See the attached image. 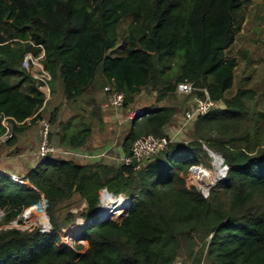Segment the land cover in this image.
Segmentation results:
<instances>
[{"label":"trees","instance_id":"1","mask_svg":"<svg viewBox=\"0 0 264 264\" xmlns=\"http://www.w3.org/2000/svg\"><path fill=\"white\" fill-rule=\"evenodd\" d=\"M247 3L0 0V119L6 116L12 131L0 143V264H174L180 254L195 264H264V81L229 94L238 63L226 55ZM41 51L51 97L59 86L66 107L44 117L57 148L87 152L114 137L98 98L107 84L124 95L121 108H132L141 91L154 97L144 107L148 115L123 124L116 154H130L143 135H165L192 96L214 105L189 122L185 139L139 169L50 153L16 171L1 149L16 147L50 102L23 65L26 53ZM180 82L193 87L182 98ZM5 129L0 122V135ZM207 149L220 152L228 169L204 195L186 177ZM103 188L128 197L122 220L95 215ZM76 199L85 203L79 215L91 221L74 239L77 215L66 206ZM30 206L48 214L47 231L10 226Z\"/></svg>","mask_w":264,"mask_h":264},{"label":"rangeland","instance_id":"2","mask_svg":"<svg viewBox=\"0 0 264 264\" xmlns=\"http://www.w3.org/2000/svg\"><path fill=\"white\" fill-rule=\"evenodd\" d=\"M126 22V23H125ZM128 21H124L122 26H127ZM226 55L228 57H236L237 58V67L235 68V79H234V85L232 89L230 90L229 94L235 93V91L239 88H249L253 85L264 81V0H248V3L245 7V19L241 26L240 31L236 34L235 40L233 44L227 49ZM34 56V55H33ZM35 57V62H31L30 60H25L23 57V65L28 69L30 74L41 82L38 83L39 89L44 93L45 100L44 104L47 100L50 102L48 105L44 107L42 110V118L38 119L35 123H32L23 133H20L18 135L17 140V146H5L3 145L1 149V156L6 158V162L10 163V166L14 168L16 171L23 172L25 170L24 168H29L33 165L37 160L35 152L39 146L40 139H41V127L39 121L42 119H45L49 112L54 109L56 105L62 106L63 110L66 112V107L61 103V93L59 91V86L57 88L56 96L51 97L50 94V88L48 85V81L44 83L43 80H46V78L42 77V80L39 78L43 74L41 70V66L44 69V66L42 64L43 60V51L39 53L38 56ZM41 66H40V65ZM44 71H46L44 69ZM47 72V71H46ZM48 73V72H47ZM98 98L105 103L106 102V96L103 89H101L98 94ZM188 94H182L178 93V96L180 98L186 96ZM154 97L149 96L146 94L145 91H141L139 95L137 96L134 105L130 107H142L144 108L146 105H148L151 101H153ZM193 104V96L189 98V100L186 102V104L183 105V110L179 111L178 115L176 116L175 120L170 124L166 129V134L176 133L175 137L178 140L185 139L186 129L189 123L186 122V111L190 106ZM259 107L264 108V104H260ZM128 108H107L106 111L109 115L111 126H113L115 135L113 138L108 139V141L103 145L98 144H92L90 145L89 151L87 152H98L106 148H110L113 146L114 148L111 149L112 154H116V151L119 149L120 143H121V131L123 128V124L127 123V121L124 119L126 110ZM45 117V118H44ZM60 118H64V112L63 114L59 115ZM66 118V117H65ZM102 134V133H100ZM99 134V136H100ZM54 145H57V140L53 138L51 140ZM118 147V148H117ZM19 149L20 153H17L16 150ZM109 149V150H110ZM31 152L33 155H28L26 153ZM99 159V158H98ZM92 160V159H91ZM90 160V161H91ZM196 167H199L198 170L204 169L209 172H211V175H213L214 172V165L212 162L211 156H209L204 160H201ZM222 168L225 167L224 162L221 164ZM194 172V171H193ZM190 171L186 177V185H194L198 189L202 191L204 195H206L208 192V188L204 189L196 179V173H193ZM222 177V175H221ZM220 177V178H221ZM219 179V178H218ZM216 179L214 182L210 183L211 187H213L217 182L219 181ZM210 187V188H211ZM209 188V190H210ZM122 195V194H118ZM124 196V195H123ZM125 197V196H124ZM101 192L99 197V205L96 208V213H98L99 209L102 206L101 203ZM73 203V204H72ZM72 203L68 204L66 206V209H70V211L74 212L77 217L75 220V223L71 225L72 233H75L79 226L84 224V221H87L89 217H81L79 214L84 211L85 209V203L82 202L79 199H76L72 201ZM36 207V206H35ZM32 206L26 208L20 215V221L17 219L12 221L10 223V226H19L20 228H31V227H39L41 230L45 231L44 229H49V227H46V223L40 224L38 221V217H27L26 211L31 209ZM39 210L42 213H45L48 217L49 224H50V218L48 214L45 212V210L40 209L39 207L35 208ZM126 215V209L122 211L120 215L113 216L114 218H109L113 220H122ZM75 231V232H74ZM75 236L73 235V238ZM69 238V237H68ZM196 250V249H195ZM187 257L185 254H180L177 258L174 264H195L189 259H186Z\"/></svg>","mask_w":264,"mask_h":264},{"label":"built area","instance_id":"3","mask_svg":"<svg viewBox=\"0 0 264 264\" xmlns=\"http://www.w3.org/2000/svg\"><path fill=\"white\" fill-rule=\"evenodd\" d=\"M43 57H44V51H43ZM25 60H30L31 62H35V57L31 53H26L24 55ZM40 65V64H39ZM41 66V65H40ZM45 69V68H44ZM43 67L41 66V70L43 74L39 78L42 80V77L46 78V80H43L44 83L49 81L51 79V76L49 73L44 71ZM35 77V76H34ZM104 92H108V98L106 102L104 103V106L109 108L118 109L123 106L124 102V95L121 92H118L113 89V87L110 84H107L103 87ZM193 90V87L191 83L189 82H180L177 84V92L182 94H190ZM212 101H202L197 96L193 97V104L190 106V108L186 111V122L189 123L191 120H193L198 114L206 113L212 106ZM148 115V112L145 108L142 107H132L127 109L125 113V120H134V119H141ZM7 117L2 116L0 119V122L2 125L5 126V132L0 135V143H4L7 138L12 136V131L10 130V127L8 126V123L6 121ZM40 123V129H41V139L39 146L35 152V155L37 157L38 162H42L50 153H58L62 156L72 157L76 159H83V160H91V159H98V158H110L117 162H123L125 164H133L134 169H139L141 165L144 163L145 160H147L149 157H151L154 153L157 151L164 149L168 146L169 143L177 141L175 134H165L161 136H155L153 134H146L138 139L135 140L134 144L132 145L130 149V154H112L109 152L110 148L98 151V152H80L78 150H68V149H62L55 147L49 140V129L50 125L49 122L46 119H42L39 121ZM115 149V148H114ZM199 167H194L192 169L193 171L198 170ZM104 191V188L101 190V194ZM106 191V190H105ZM87 221H84V223ZM47 231V229H44ZM43 231V230H42ZM75 232V231H74ZM75 236L74 239L79 237V231L77 230L75 233H73Z\"/></svg>","mask_w":264,"mask_h":264},{"label":"bare ground","instance_id":"4","mask_svg":"<svg viewBox=\"0 0 264 264\" xmlns=\"http://www.w3.org/2000/svg\"><path fill=\"white\" fill-rule=\"evenodd\" d=\"M211 158L214 165L213 175H211V172L204 169L196 170L193 172L196 173V178L194 179H196L204 189H209V187L212 185H210V183L220 178L224 173V169L221 166L222 159L220 155L217 152L212 151ZM100 200L102 206L99 209L98 213L105 219L110 217L114 218L113 216L120 215L122 211L126 209V197H124L123 195H114L104 190L101 194ZM25 214L27 217L37 216L40 224H47V218L44 213L35 208L27 210Z\"/></svg>","mask_w":264,"mask_h":264},{"label":"water","instance_id":"5","mask_svg":"<svg viewBox=\"0 0 264 264\" xmlns=\"http://www.w3.org/2000/svg\"><path fill=\"white\" fill-rule=\"evenodd\" d=\"M217 152L219 155H220V157H221V159H222V163L224 162V158L222 157V154L220 153V152H218V151H214V150H212V149H207V152H208V154H209V156H211V152ZM223 169H224V173H223V175H222V177L221 178H219L218 180H221V179H223L224 177H225V175H226V173H227V169H228V167L225 165V167H223ZM211 187V186H210ZM209 187V188H210ZM104 190H106V191H108L106 188H104ZM109 192V191H108ZM207 192H209V189L207 190ZM109 193H111V192H109ZM111 194H113V193H111ZM208 194V193H207ZM206 194V195H207ZM115 195V194H114ZM128 206H129V199H128V197H126V213H127V209H128ZM32 208H37V207H35V206H32ZM44 215L46 216V214L44 213ZM95 215L98 217V218H100V219H104V217H102L99 213H96L95 212ZM46 218H47V224H46V227H49L50 226V224H49V220H48V217L46 216ZM91 221V218L89 217L88 218V220H87V222H90Z\"/></svg>","mask_w":264,"mask_h":264},{"label":"crops","instance_id":"6","mask_svg":"<svg viewBox=\"0 0 264 264\" xmlns=\"http://www.w3.org/2000/svg\"><path fill=\"white\" fill-rule=\"evenodd\" d=\"M100 95V93L98 94V96ZM107 149V148H106ZM116 150V149H115ZM28 155H30L31 154V152H29V153H27ZM31 155H33V154H31Z\"/></svg>","mask_w":264,"mask_h":264},{"label":"clouds","instance_id":"7","mask_svg":"<svg viewBox=\"0 0 264 264\" xmlns=\"http://www.w3.org/2000/svg\"><path fill=\"white\" fill-rule=\"evenodd\" d=\"M100 219V218H99ZM105 219V218H104ZM104 219H101V220H104Z\"/></svg>","mask_w":264,"mask_h":264}]
</instances>
